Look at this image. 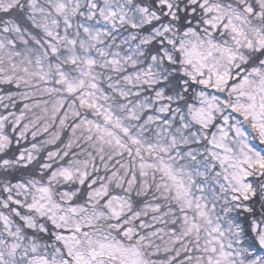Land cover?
I'll return each mask as SVG.
<instances>
[{
	"label": "snow or ice",
	"instance_id": "snow-or-ice-1",
	"mask_svg": "<svg viewBox=\"0 0 264 264\" xmlns=\"http://www.w3.org/2000/svg\"><path fill=\"white\" fill-rule=\"evenodd\" d=\"M0 264H264V0H0Z\"/></svg>",
	"mask_w": 264,
	"mask_h": 264
}]
</instances>
